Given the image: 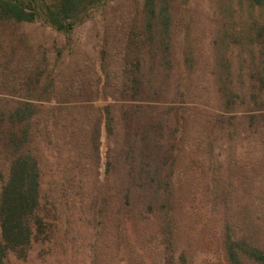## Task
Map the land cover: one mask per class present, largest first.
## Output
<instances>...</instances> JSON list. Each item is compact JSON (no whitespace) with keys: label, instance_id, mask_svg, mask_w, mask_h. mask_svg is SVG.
<instances>
[{"label":"trees","instance_id":"1","mask_svg":"<svg viewBox=\"0 0 264 264\" xmlns=\"http://www.w3.org/2000/svg\"><path fill=\"white\" fill-rule=\"evenodd\" d=\"M111 1L0 0V22L41 21L59 32L70 33L75 25L82 24L92 14L106 11ZM137 15L142 18L138 27L132 22L123 28V37L128 40L126 43L115 45L109 42L102 46L101 62L106 76L111 74L112 59L120 58L126 66L128 73L123 89L127 96L122 97L125 99L121 102L128 103L131 112L127 117L136 131L125 141L130 147L136 145V156L145 162H131L126 167L108 162V171L124 173L109 195L90 197L81 192L66 196L64 192H57L49 195L52 200L48 199L40 191L44 181L31 148L40 135L46 139L52 136L59 138L60 144L55 148L58 152L61 148L68 150V155H64L66 160L63 159L68 167L64 168L67 173H74L56 179V185L59 188L69 185L80 188L78 185L87 184L86 180L78 177V165L82 169L90 162L98 164L101 144L98 122L94 129L88 131L81 126L83 122L79 118L81 109L94 104L97 99L95 95H86L94 92L91 64L80 69L75 62H70L69 73L61 71V65L58 70L53 68L51 71L46 67L28 68L27 74L23 75L25 80H22L26 95L0 96V156L5 158L3 163L9 165L5 169L7 175L0 176V264H11L13 260L32 263L39 259L43 263L46 256L51 259V264H112L107 251L110 243L103 239L102 229L94 225L95 220L100 213L111 214L114 206H121L124 213L128 208L139 206L140 202L145 207L143 212L147 213L144 219L156 222V230L151 235V239H155L152 247L160 251L153 258H145L144 262L171 264L175 260L170 241L174 238V212L177 214L175 196L161 194L158 189L162 184H169L174 177L175 167L179 164L178 152L183 154L186 148L190 153L194 151L204 164L197 158L199 171L209 164L207 168L214 172L212 160L206 162L204 158L215 156L220 164H226L229 172L222 178L213 173L210 181L230 187L233 182L230 174L237 172L236 163L241 153L239 136L241 133L249 134L247 140L250 141L256 126L262 124L264 127V0H143L139 11H132L129 17ZM201 19L205 21L201 22ZM6 54H10L8 49ZM59 55L62 56L61 51ZM7 62L2 69L18 73V64L11 59ZM180 76L186 80L177 82L176 77ZM186 82L192 89L191 95ZM98 88L97 94L101 92ZM60 91L67 96L59 98ZM171 91H176V101L168 98ZM52 99L55 101L50 104ZM162 101L166 106L178 105L180 109L176 115L172 111L175 117L173 125L169 124L171 118L169 121L168 109ZM106 107L109 127L113 121L111 104ZM97 108L100 107L92 108L95 109L91 111L93 119L95 114L100 115ZM46 114L48 118H44L48 121L40 123L39 119ZM199 130L201 133H197ZM166 134L173 135L185 146L178 148L173 157L165 155L161 164L153 153L160 146L163 148ZM239 147L242 148L241 145ZM127 153L132 157L130 148ZM130 156L127 155L129 159ZM150 157L153 159L148 160ZM142 165L148 166L144 168ZM164 165H169L166 176L162 174ZM194 169L195 164H185L183 174L187 176ZM191 179L209 181L210 177L203 171ZM141 185L144 188L146 185L156 187L155 193L147 200L142 198L144 201L137 192ZM59 193L61 198L57 196ZM215 193L205 192L206 197L218 199L221 208L208 214L215 213L221 220L226 237L223 239L224 252L232 260L235 257L240 259L239 254L242 253L253 263L264 264V240L244 239L241 246L237 240L231 242L232 236L228 233L234 228L235 219L247 222L245 226L249 230H256L259 216L247 211V214L241 213L244 220L239 211L234 212L227 207L226 192ZM113 195L119 202H113ZM96 197L98 203L91 199ZM54 224L66 228L58 239L47 235ZM141 236L145 238L146 234ZM142 244L141 239L137 246ZM36 247L41 254L36 253ZM117 264H127L126 258Z\"/></svg>","mask_w":264,"mask_h":264},{"label":"rangeland","instance_id":"2","mask_svg":"<svg viewBox=\"0 0 264 264\" xmlns=\"http://www.w3.org/2000/svg\"><path fill=\"white\" fill-rule=\"evenodd\" d=\"M142 3L143 0H113L106 6V11L92 14L82 24L75 25L73 31L70 33L59 32L44 25L41 21L21 24L0 22V96L13 98L26 95L23 92L24 82L22 80H25L23 75L27 74L28 68L41 69L46 67L51 71L53 68L58 70L59 65H61V71L69 73L70 62H75L76 67L80 69H85L90 64L92 67L91 77L94 83V90L92 91L94 92L86 95L88 97L95 95L97 99L94 104H87L85 105L87 107L81 109L82 116L80 115L79 118H82L83 125L81 126L88 131L94 129L93 127L96 126L97 122L100 125L101 144L99 147V162L98 164L90 162V164L82 169L81 165H78L80 168L79 172H77L78 177L86 180V185H78L80 188H75L74 185L59 188L55 183L56 179L64 178L66 174L74 173V171L67 173V169L65 170L64 168L68 167L63 162V159L66 160L64 155H68V150L61 148L59 151L61 155L58 149L55 148L60 144L59 138L52 136L51 139H46L43 135H40L31 148L39 162V175L44 181V186L40 189L41 193H43L42 195L49 197V195L53 196L51 194L57 192H64L66 196L81 192L90 197L100 196L104 193L109 195V192H112L113 188H116L115 184L118 180H121L124 173L114 170L108 171V162L111 161L119 167H126L131 162L136 164L145 162L143 158L136 156L138 153V148L135 149L136 145L130 147L125 141L133 137L136 131V128L129 121V116L127 117L131 112L129 111L128 103L126 102L124 104L121 102L125 99L122 97L127 96L123 89V84L127 79L126 75L128 73L126 66H124L120 58L112 59L111 64L113 67L112 69L109 68L111 74L106 76V73L102 71L101 62V54L104 50L102 46L109 44V42L120 45L128 41L123 37V28L132 22L134 26L139 25L142 20L140 15L135 17H129V15L132 11H139ZM127 13L130 14L128 15ZM204 21V19H201V22ZM7 49L10 54H6ZM60 51L62 54L61 57H59ZM8 59L18 64V73L15 70L12 72L2 69ZM176 80L177 82L185 81L186 77H176ZM19 82L21 83L18 84ZM103 82L105 84L107 83L106 88L104 87L105 84H102ZM102 85L103 89L100 90ZM185 85L189 87L188 94L191 95L193 92L189 83L186 82ZM97 88L101 91L98 94L95 93ZM170 94L172 95H169L168 98L176 101L178 98L176 91H171ZM64 95L67 96L65 92L60 91L58 97L63 99L66 97ZM54 101L55 99H52L49 103L53 104ZM108 104H111L110 110L113 119L109 127L106 121L108 114L106 112V105ZM93 106L100 107L97 108L99 109L100 115L95 114L96 118L94 117V119L91 115V111L95 110L92 109ZM164 106L168 110L167 114L164 113L163 116L166 114L168 120L171 118V123L169 124L173 125L174 114L176 115L180 109L178 105ZM101 111L103 112L101 113ZM172 111H175V113L173 114ZM163 116L162 118H165ZM44 117L48 118L47 114L39 119L42 124H46L48 121ZM197 133H201V131L199 130ZM248 136L249 134L241 133L238 138V143H240L238 145H241L242 148L238 146L241 151L237 160L238 162L236 163L238 169L234 175L230 174L233 176V182L230 187H226L218 181H210L213 173L215 175L217 173L222 178L226 177L229 172L226 170V164H220L215 156L212 159L208 156L204 158L206 162L212 160L214 172L211 168H207L209 164L207 167L206 165L205 167L203 166L204 170L201 168L202 170L199 171L196 168L197 158L201 164L203 163L194 151L190 153L188 148H186L185 153L178 152L179 164L175 167L174 177L169 184H162L158 189L161 194L170 193L175 196L174 201L177 214L174 212V238L170 239L171 247L175 252V260L171 264H234L236 262L240 264H255L251 260H248L245 254L240 253V259L235 257L233 261L224 252L223 239L226 237L223 232L221 220L217 218L218 216L215 213H211L210 216L208 214L210 211H219L221 203L216 198L206 197L205 194V192L210 191H216L214 195L220 192H226L228 194L225 196L226 201H228L227 207L231 208L234 212L239 211L240 216L244 220L245 217L241 214L244 212L246 214L248 212L251 214L254 213L256 216H259V220L256 222L258 224L256 225V230H249L245 226L247 222L235 219L234 228L231 229V232H228L232 236L231 242L237 240L242 246L244 239H256L260 242L264 240V127L262 124L256 126L250 141L247 140ZM165 137L162 141L163 148L161 149L160 146V149H157L153 153L161 164L164 163L165 155L173 157L177 153L178 148L185 146L179 143L173 135L167 136L166 134ZM90 141L91 139L88 140V145ZM202 145L205 146V144ZM129 148L135 154H132V157L127 153ZM89 151L91 152V149ZM90 158H92V154H90ZM4 159V157L0 156V176L2 177L7 175L5 169L9 167L8 163H3ZM152 159L153 157H150L148 160ZM192 163L195 164V169L189 171V174L185 176L183 174V165L190 164L193 166ZM136 164L134 165V168H136L134 174L137 177L138 170ZM147 166L142 165L144 168ZM167 166L169 165H164L163 167L164 172L162 174L165 176L169 173V167ZM231 169H234V166ZM203 171L208 178L210 177L209 181L191 179ZM178 173L180 176L177 177L176 175ZM150 174L153 175L154 173ZM133 180L134 182L138 181L137 179ZM155 188L152 186L148 187V185L144 188L141 185L138 187L137 192L141 195V200H143V197L147 200L148 196L155 193ZM60 195L61 193L57 195L59 196L58 198H61ZM112 197L114 198V203L119 202L116 200L115 195ZM48 199L52 200L50 197ZM91 199H94L98 203V197ZM143 206V202H140L139 206L128 208L124 213L121 211V206H114L110 210L111 214L103 215L100 213L98 218H96L94 225L102 229L103 239L108 240L110 243V249L107 251L109 253L108 256L111 257L112 264H117L120 259L125 260V258L127 264H146L144 262L145 258H153L160 252L158 249L152 247V240L155 239H151V235L156 230V222L144 219L147 217V213L143 212L145 209ZM137 221L139 222L137 223ZM100 222L104 224L101 225ZM50 229L51 232L47 235H51L53 237L52 239H58L62 235V231L66 228L64 226L61 227L60 224L58 227L57 224H54ZM82 232H85V229ZM142 234H146L145 238L141 236ZM95 236L98 238L95 237L94 239H101L99 235ZM141 239L143 244L141 247H138L137 243ZM38 247H36V253L41 254V250ZM238 250H242V248L238 247ZM42 261V259H39L33 260L32 263H22L13 260L11 264H51L52 262L48 256H46L43 263Z\"/></svg>","mask_w":264,"mask_h":264}]
</instances>
